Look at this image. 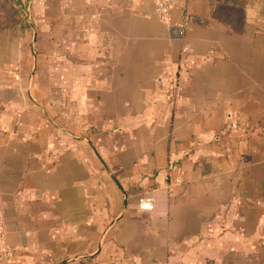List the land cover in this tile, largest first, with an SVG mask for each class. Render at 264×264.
<instances>
[{
	"label": "crops",
	"instance_id": "obj_1",
	"mask_svg": "<svg viewBox=\"0 0 264 264\" xmlns=\"http://www.w3.org/2000/svg\"><path fill=\"white\" fill-rule=\"evenodd\" d=\"M31 7L0 31V264H264L259 9L234 32L209 0Z\"/></svg>",
	"mask_w": 264,
	"mask_h": 264
},
{
	"label": "built area",
	"instance_id": "obj_2",
	"mask_svg": "<svg viewBox=\"0 0 264 264\" xmlns=\"http://www.w3.org/2000/svg\"><path fill=\"white\" fill-rule=\"evenodd\" d=\"M154 2L156 5L159 19L166 24H171L170 13L177 6V0H154ZM189 20H190L189 12L188 10H185L182 16L181 23L178 26L172 28V32L176 37L180 39L185 38ZM187 50L188 48L185 47L183 49V52ZM140 208L152 209L153 208L152 200L146 199L142 201L140 203ZM4 234H5L4 215H3V208L0 199V260L9 262L12 259L14 252L13 249L6 243Z\"/></svg>",
	"mask_w": 264,
	"mask_h": 264
},
{
	"label": "trees",
	"instance_id": "obj_3",
	"mask_svg": "<svg viewBox=\"0 0 264 264\" xmlns=\"http://www.w3.org/2000/svg\"><path fill=\"white\" fill-rule=\"evenodd\" d=\"M209 2L217 19L227 24L234 32L242 31L249 0H209ZM18 24L10 25L0 22V31L15 28ZM19 28H24V26L19 24Z\"/></svg>",
	"mask_w": 264,
	"mask_h": 264
},
{
	"label": "rangeland",
	"instance_id": "obj_4",
	"mask_svg": "<svg viewBox=\"0 0 264 264\" xmlns=\"http://www.w3.org/2000/svg\"><path fill=\"white\" fill-rule=\"evenodd\" d=\"M31 2L32 0H0V22L10 25L19 23L25 27L30 19ZM249 6L253 10L259 9L260 14L264 16V0H249L247 7ZM19 24L12 29L19 28Z\"/></svg>",
	"mask_w": 264,
	"mask_h": 264
}]
</instances>
